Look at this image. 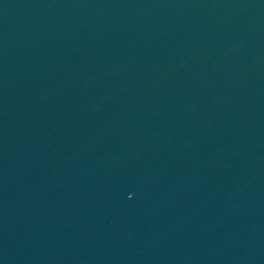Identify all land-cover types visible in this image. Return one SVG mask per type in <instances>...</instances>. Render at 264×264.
Segmentation results:
<instances>
[{"label":"water","instance_id":"obj_1","mask_svg":"<svg viewBox=\"0 0 264 264\" xmlns=\"http://www.w3.org/2000/svg\"><path fill=\"white\" fill-rule=\"evenodd\" d=\"M0 264H264V0H0Z\"/></svg>","mask_w":264,"mask_h":264}]
</instances>
